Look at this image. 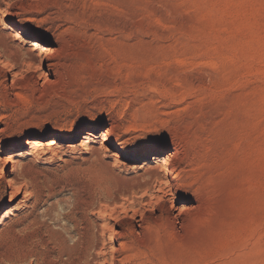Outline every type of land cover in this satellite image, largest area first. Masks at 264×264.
<instances>
[{
  "label": "rangeland",
  "instance_id": "rangeland-1",
  "mask_svg": "<svg viewBox=\"0 0 264 264\" xmlns=\"http://www.w3.org/2000/svg\"><path fill=\"white\" fill-rule=\"evenodd\" d=\"M4 4L10 26L54 51H33L52 64L37 80L30 45L0 30L23 72L11 82L0 68V263L264 264V0ZM51 137L69 146L26 143ZM163 154L172 191L159 201L147 169ZM65 215L112 229L106 253L72 249Z\"/></svg>",
  "mask_w": 264,
  "mask_h": 264
},
{
  "label": "bare ground",
  "instance_id": "bare-ground-1",
  "mask_svg": "<svg viewBox=\"0 0 264 264\" xmlns=\"http://www.w3.org/2000/svg\"><path fill=\"white\" fill-rule=\"evenodd\" d=\"M12 14L13 13L11 11V8L8 5L4 4V5L0 6V30H2V31L8 30L10 32V34L9 33L8 34L11 35V37L14 36L18 39L21 38L22 44L30 45V48L27 51L28 56L26 59H23L22 64H24V65L26 64L30 69H32V73L37 80H41V79H44V81H45V79L47 80V77L49 75L53 74L51 71L52 64L50 61H47L43 57V55H42L43 58L37 57L33 53V51L38 50L40 53L42 52L44 54L49 55L50 52L54 51V50H52V45L51 44H44V43L39 42L36 39H32L31 36H29V34L24 33L22 29H17V28H15V26L14 27L10 26L7 23V19ZM21 39H20V41H21ZM4 42L5 41H2V45L5 48L4 50L7 51L8 49L6 48ZM6 45H8V44H6ZM6 55H5V52L0 50V68L4 67V70H5L4 77L6 79L10 78V81L13 82L15 77H17L18 75L23 73L21 70L22 68L19 69V62L17 60L18 58H12L11 59L12 56H10V55L6 56ZM47 55H44V56H47ZM95 137H96V134H94V132L92 130H87L81 135L82 139L80 140L79 143L84 144V142L85 143L89 142L90 140H93ZM101 138L103 140H105L106 134L105 133L102 134ZM26 143H27L29 149H36V150L37 149L53 150L54 147H56V146H60V147L69 146L68 143L60 142L55 137H51L48 139L31 138V139H27ZM107 144L109 145L110 143L107 142ZM20 149H23V147L19 146L15 150H20ZM114 149H116V150L112 151L113 152L112 154H114V155L116 154V156H117V151H119L118 150V144H115ZM15 150H10V151H15ZM120 156L125 157L123 154H120ZM125 158H127V157H125ZM168 159H169V155H167V154L153 156L152 160H151V165L148 167V169L146 168L148 173L153 177V181L156 185V190H155L153 196L155 199H157L159 201H160V199H162V195H159L157 193H164L165 194V191L164 192L162 191L161 186L162 185H165V186L170 185L169 184L170 183L169 178L172 177V175H173V171L171 170V168L168 165ZM9 161L11 162L12 160L9 159ZM1 163H3V162H1ZM5 163H7V162H5ZM5 163L0 165V170L2 172H3V168H4ZM143 163H147V161L143 160ZM11 165L13 167V164H11ZM4 181L7 185V187L9 188V197H10L9 199L12 200L17 195H19L20 190H21V186H16L17 185L16 184V178L12 175V168L10 169V171L8 172L6 177L4 178ZM169 190H170V192H168V193L171 194V191H172L171 185H170ZM30 195H31V193H26L24 191V193H22V198L25 200ZM34 202H35V200H34ZM179 208H180V206H179ZM179 208L177 207V205H174L172 203V201L168 205V209H170L171 214H172L171 216H173V217H178L181 215V211ZM65 220L70 224V228L67 230L70 233H72V236L70 235L71 237H73L72 238V240H73V244H72L73 248L72 249H75L74 247H77V246L84 247L85 251L83 250V252H85V254L88 255L87 257H89V258L92 257V255L95 253L99 254L100 252H103V249H104L103 248L104 247L103 241H104L105 236H108L110 238V240H113L115 237V233L112 229H108V231L106 233L107 235H105L104 231L102 232L101 235H100V233L97 235V233H95L94 231L92 232L91 229L88 227L89 222L88 223H83V222L81 223V221L78 218H76V216L65 215ZM101 226L106 227V225H101ZM33 239L31 241L32 242L35 241L37 243H39V242L42 243L43 241H45V237H43V234L35 235V236H33ZM35 242H33V243H35ZM65 242H67V241H62V244L64 243V245H62L63 250L61 253H63V254H66L67 253L66 249H67V247L69 248V246H67ZM45 243H46V241H45ZM34 253H32V251H30L28 255H31V256L33 255L35 257H38L37 254H34ZM103 253L105 254L106 252H103Z\"/></svg>",
  "mask_w": 264,
  "mask_h": 264
}]
</instances>
